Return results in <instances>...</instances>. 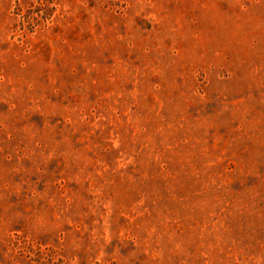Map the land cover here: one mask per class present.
I'll list each match as a JSON object with an SVG mask.
<instances>
[{"label":"rangeland","instance_id":"obj_1","mask_svg":"<svg viewBox=\"0 0 264 264\" xmlns=\"http://www.w3.org/2000/svg\"><path fill=\"white\" fill-rule=\"evenodd\" d=\"M0 264H264V0H0Z\"/></svg>","mask_w":264,"mask_h":264}]
</instances>
